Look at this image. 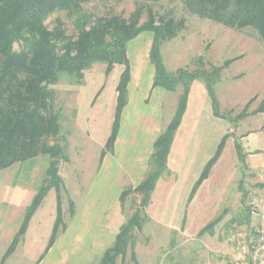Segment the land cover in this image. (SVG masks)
I'll return each instance as SVG.
<instances>
[{"label":"rangeland","instance_id":"374dc122","mask_svg":"<svg viewBox=\"0 0 264 264\" xmlns=\"http://www.w3.org/2000/svg\"><path fill=\"white\" fill-rule=\"evenodd\" d=\"M135 7V0L93 1L84 6V11L93 18L112 14L127 18ZM152 7L157 15H172L185 22V29L176 38L161 45L165 69L170 73L201 69L215 77L211 92L200 80L190 84L188 109L185 106L172 141L167 171L157 183L151 204L144 209L148 220L140 230H132L127 254L123 259L118 257L116 264H233L239 259L234 242L246 232L247 209L254 203L264 209V42L250 28L236 30L189 13L181 0H161ZM56 19L63 23L67 36L75 37L73 21L64 12L49 15L45 26L52 30ZM145 20L144 13L142 22ZM147 35L151 34L143 33L128 42L127 53L133 51L136 58L146 45ZM13 49L19 51L20 47L15 44ZM121 69L116 65L105 76V65L95 63L85 71L81 84L62 78L50 87L61 128L49 144L64 146L71 161H60L58 168L63 181L60 195L65 230L48 248L57 209L56 193L51 189L12 246L46 178L49 158L38 156L14 164L0 173V264L99 263L108 237L113 236L120 222L112 219L119 186L115 175L128 161L105 164L100 175L108 176L105 180L96 178L111 131ZM164 114L165 123L174 114L168 101ZM143 148L137 145L135 150L143 154ZM212 159L207 176L197 185ZM78 177L82 181L80 189L92 184L95 204L88 223L82 221L88 197L84 191L71 196L76 216L68 211L70 191L79 182ZM139 203L136 194L124 200L125 221ZM218 219L211 230H205ZM131 249L135 261L131 260ZM247 263L242 260V264Z\"/></svg>","mask_w":264,"mask_h":264},{"label":"trees","instance_id":"16d2710c","mask_svg":"<svg viewBox=\"0 0 264 264\" xmlns=\"http://www.w3.org/2000/svg\"><path fill=\"white\" fill-rule=\"evenodd\" d=\"M93 1L118 3L122 0H0V173L38 156L49 158L46 178L38 187L12 246L16 244L17 237L23 235L30 217L52 189L56 193L57 209L48 244L50 248L56 235L65 228L60 195L63 181L58 168L60 161L69 160L64 146L56 142L49 144L61 128L59 114L52 106L53 91L50 87L62 78H67L71 84H81L85 71L95 63L105 65V76L115 65L123 66L116 86L111 132L101 152L103 158L112 151L120 114L126 104L130 79L126 44L140 33L150 32L153 37L149 53L154 68L153 86L175 91L178 85H182V93L174 116L154 142L146 176L136 188L125 190L120 195L122 203L130 194L139 195L140 203L120 227L113 245L103 253L98 263L116 264L118 257L123 259L127 254L132 230H140L148 220L144 209L150 203L157 181L167 171V157L185 111L190 84L200 80L211 92L215 76L201 69H178L175 73L165 69L161 45L176 38L185 29V22L172 15H157L152 4L161 0H135L136 7L127 18L116 14L93 18L84 11V6ZM181 2L189 13L201 19L236 30L250 28L264 42V0ZM55 12H64L72 19L75 37L66 35L59 19H56L52 30L45 26L47 17ZM144 13L146 20L142 22ZM15 44L19 45V51L13 49ZM212 161L204 167L197 185L207 176ZM218 221L205 230H211ZM130 256L135 261L132 249Z\"/></svg>","mask_w":264,"mask_h":264},{"label":"crops","instance_id":"0c3cea01","mask_svg":"<svg viewBox=\"0 0 264 264\" xmlns=\"http://www.w3.org/2000/svg\"><path fill=\"white\" fill-rule=\"evenodd\" d=\"M143 33H150V32H142L134 39L140 38ZM147 36L148 37L146 40V45L142 48V50L139 53L136 54V58H134L133 51L131 53H129V51L127 53L126 51V55L128 59V66H129V74H130V79H129L127 89H126V104L122 108V111L120 114L119 126L117 130L116 139L112 147V151L107 152L103 156V158L100 159L99 161L100 166L98 167V173L96 174V178L101 177L102 180H105L104 178L107 177L108 174L102 173V176L100 175V172L103 170L105 164H108V165L115 164L116 165V164H120L121 162H124V161H121L122 159L128 160V161H125L126 164L124 165V169L121 170V173L118 176L115 175V180H117V182L119 181V186L117 187V190H116L117 201L115 202L114 218L112 219L115 220L114 222H117V221H120V222H118L119 224H118L117 230L114 232L113 236L112 235L110 237L107 236L109 238L106 244L107 246H105L104 251L102 252L101 256L108 248H110L113 245L115 241V237L120 230V227L125 223L124 215L122 213L123 203L120 202V195L125 190L136 188L146 176L148 169H149V159L153 152L154 142L158 138V136L165 130L166 126L171 121L169 120L167 123H165L164 107L168 101L171 107L172 108L174 107V114H175L179 96L182 93V85H178L175 91H168L164 89L163 87L153 86L154 68L149 59V53H150V48H151L153 37H152V34L147 35ZM130 56L133 57L132 58L133 63L130 61ZM121 67H122L121 69V72H122L123 66ZM197 81H193V82L196 83ZM190 86H193V85H190ZM190 92H191V89L189 90V93ZM168 94L170 95L168 96ZM169 97H170V100H167ZM144 107H145V110H144ZM187 109L188 107L186 105V110ZM113 118H114V115H113ZM111 127H112V124H111ZM178 130L179 128L176 130L174 134L173 141L176 139V134ZM139 141H140V144H137V142ZM137 145L144 146L143 154H138V152H136L135 147ZM117 150L118 151L120 150V152H118V155L116 156L115 152ZM170 153H171V148H170V152L168 156H170ZM107 156H111L110 159H108L109 157ZM69 161L65 163H68ZM167 164H169L168 160H167ZM108 169L109 168H106L105 172H107ZM161 178L162 176L157 181V183L161 180ZM76 180L79 182L74 184L73 185L74 190L71 189L70 191L71 192L70 200L68 201L69 215L70 216L74 215V217L76 216L74 200L71 198V196L74 198V196L79 195L81 192L84 191V195H86L85 197H87V195L88 197L85 198L84 200V212H83L82 221L84 223H88L89 220L91 221V214L93 211L92 208L94 207V204H95L92 201L93 196H91V192H90L92 189V184L90 183L86 188L82 187L80 189L79 187L82 181L79 177ZM93 182L95 183V181ZM157 183H156V186H157ZM151 198H152V195H151ZM102 210L104 209L102 208ZM61 211H62V219L64 222V218H63L64 211L62 209V201H61Z\"/></svg>","mask_w":264,"mask_h":264},{"label":"built area","instance_id":"2783aa9c","mask_svg":"<svg viewBox=\"0 0 264 264\" xmlns=\"http://www.w3.org/2000/svg\"><path fill=\"white\" fill-rule=\"evenodd\" d=\"M245 234L235 240V248L239 253L233 264H264V209L254 203L245 215Z\"/></svg>","mask_w":264,"mask_h":264}]
</instances>
